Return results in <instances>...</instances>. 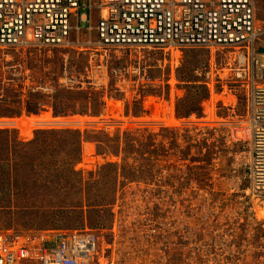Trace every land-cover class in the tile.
Segmentation results:
<instances>
[{"label":"rangeland","instance_id":"obj_1","mask_svg":"<svg viewBox=\"0 0 264 264\" xmlns=\"http://www.w3.org/2000/svg\"><path fill=\"white\" fill-rule=\"evenodd\" d=\"M72 35L67 48L0 47V130L22 144L0 150V230L94 229L102 264H264L263 204L243 197L219 126L246 107L234 50L115 47L105 73L89 34Z\"/></svg>","mask_w":264,"mask_h":264},{"label":"built area","instance_id":"obj_2","mask_svg":"<svg viewBox=\"0 0 264 264\" xmlns=\"http://www.w3.org/2000/svg\"><path fill=\"white\" fill-rule=\"evenodd\" d=\"M83 31L88 44L104 52L97 68L105 73L108 49L115 47L233 49L235 66L228 64L245 83L246 107L237 114L231 105L230 118L219 126L225 141L239 148L247 204L264 199V28L257 23V0H0V47L67 48L72 34ZM7 125L0 120V127ZM98 242L90 228L0 230V264H102Z\"/></svg>","mask_w":264,"mask_h":264},{"label":"trees","instance_id":"obj_3","mask_svg":"<svg viewBox=\"0 0 264 264\" xmlns=\"http://www.w3.org/2000/svg\"><path fill=\"white\" fill-rule=\"evenodd\" d=\"M193 112H195V113L199 112L198 108H194L193 110H190L189 113H187V114H191ZM69 131L71 132L70 136L73 138V140L70 142L69 145H70V147L72 149H74L73 150L74 151L73 155L76 158H78V160H80V155H81L80 154V148H81V143H82L81 133L79 131H76V130H69ZM5 132L8 133L7 130H0V150H1V153L5 152L6 150H8L10 148V146L12 148L13 144H15V146L22 145L21 142H18V139L16 137L11 138L9 136H4ZM38 141H39V139H35L34 138L32 141L25 142L23 144V145H26V147L28 148L29 154L31 156L35 153V151L31 152L30 151L31 149H34V148L37 149L38 151H36V152H39L40 149H42V147L39 145L40 143ZM23 152H21L20 154H23ZM65 154L68 155V156H72L71 149L66 148ZM76 158H74L73 162H75Z\"/></svg>","mask_w":264,"mask_h":264},{"label":"water","instance_id":"obj_4","mask_svg":"<svg viewBox=\"0 0 264 264\" xmlns=\"http://www.w3.org/2000/svg\"><path fill=\"white\" fill-rule=\"evenodd\" d=\"M259 52H260V53H264V46H262V47L259 48ZM262 210H264V203H263V208H262Z\"/></svg>","mask_w":264,"mask_h":264},{"label":"bare ground","instance_id":"obj_5","mask_svg":"<svg viewBox=\"0 0 264 264\" xmlns=\"http://www.w3.org/2000/svg\"><path fill=\"white\" fill-rule=\"evenodd\" d=\"M259 202H261L263 204L264 203V199L262 201H259Z\"/></svg>","mask_w":264,"mask_h":264},{"label":"crops","instance_id":"obj_6","mask_svg":"<svg viewBox=\"0 0 264 264\" xmlns=\"http://www.w3.org/2000/svg\"><path fill=\"white\" fill-rule=\"evenodd\" d=\"M74 34V33H73ZM73 36V35H72ZM72 36H71V38H72Z\"/></svg>","mask_w":264,"mask_h":264}]
</instances>
